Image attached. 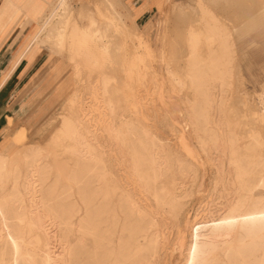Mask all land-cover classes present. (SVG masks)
Masks as SVG:
<instances>
[{
  "label": "bare ground",
  "instance_id": "bare-ground-1",
  "mask_svg": "<svg viewBox=\"0 0 264 264\" xmlns=\"http://www.w3.org/2000/svg\"><path fill=\"white\" fill-rule=\"evenodd\" d=\"M7 7L33 25L23 50L0 77V88L38 48L54 59L64 58L49 82L62 79L69 67L56 90L72 87L48 139L52 148L29 147L22 152V163L10 166L6 154L0 153V264L150 263L167 242L158 212L145 200L166 206L176 218L196 170L166 147L142 117L124 114L120 100L125 83L118 69L126 70L127 41L137 37L134 43L139 45L142 39L139 30L126 23L129 17L136 24L129 6L122 0H99L94 7L87 3L74 10L69 0H0V15ZM211 11L201 9L199 21L191 23L188 14L183 17L185 31L183 36L178 33L187 43L186 79H177L174 69H167L177 91H190L184 96L189 115L185 126L195 136L199 155L212 167L207 196L215 203L204 213L207 219L192 224L185 248L180 242L176 250L182 254L181 264H264V136L259 127L264 126V92L257 93L255 109L247 112L250 116L244 104L237 112L238 106L234 109L229 102L231 79L221 69L229 56L220 50L231 40L227 27L210 16ZM203 29L215 33L218 43L206 61L200 59L198 45L211 37H203ZM132 105L139 106L140 100L134 99ZM236 114L258 125L249 127L244 142L240 133L230 130ZM60 139L66 143L60 144ZM60 146L73 157L65 175L48 161ZM5 171L10 178L2 185ZM169 172L177 174L172 192L163 181ZM61 225L68 233L72 229L91 236L96 249L88 252L80 243L66 245V237L58 254V241L55 244L52 238L56 232L51 231ZM35 230L43 235L40 243L33 239Z\"/></svg>",
  "mask_w": 264,
  "mask_h": 264
},
{
  "label": "rangeland",
  "instance_id": "rangeland-1",
  "mask_svg": "<svg viewBox=\"0 0 264 264\" xmlns=\"http://www.w3.org/2000/svg\"><path fill=\"white\" fill-rule=\"evenodd\" d=\"M98 2L99 0H69L74 10L82 6V4L85 5L87 3L89 6L92 5L94 7ZM186 2L188 3L186 0L183 2L171 0L163 5V10L161 9L159 11L157 9V11L154 10V12L150 13V19L153 23L152 27L145 32V36L142 35L139 45L135 44L138 42L137 37L133 38V42L130 40L127 41L126 70L122 73V71L118 69V75H121L119 79H122L125 83L122 88L123 96L120 100L121 103H125L124 114L138 119L142 117L145 125L166 145V147L171 149L176 155H182L183 158L194 164L196 170V179L194 183L188 184L187 195L182 200L183 205L176 218L166 206L158 207L154 205V201L151 198L145 200V204L148 202L146 206L152 208V210L154 209L156 213L158 212L156 219L159 223L160 230L162 229L161 232L166 236L167 242V247L160 251V256L158 252V255L151 258L148 264H181L183 262L182 254H180L178 249L176 250V247L179 246L178 243L181 242V245L185 248L186 244L189 242V233L192 224L207 219L204 213L209 211V206H211L210 208L212 209L215 208V203H210L207 196L210 189V181L213 177L212 167L202 154L199 155L195 145V136L192 130H186L185 126V122L189 120V115L187 107L185 106L184 96H186L185 94L187 93L190 94V91H177V88L173 86L172 77L167 73V69H174L173 71L177 79H186L184 72L185 66H183V64L185 65L187 56V43L184 37L179 36L185 31L183 27L184 15L176 16L179 5L185 4ZM102 5L99 3L98 7L100 10L104 11ZM190 5H192V3H190ZM164 10L166 13H164V20L162 23L159 22V18L162 17L161 14H163ZM188 11L191 14L194 13L190 9H188ZM230 11L232 10H229V12ZM245 11L246 10L243 8L240 10V5H238L233 9L232 13L237 19H240ZM125 20H128V22H126L128 26H133L136 29L142 30V22L136 21V24H134L129 17H126ZM6 22L9 24L11 20H7ZM30 23V26H32V22L25 21L26 25ZM7 24L0 28V44L4 37L3 33H10L12 31L11 28H8L12 25L7 26ZM14 31L16 33L14 37L17 38L22 33L23 27L20 31L17 29H14ZM178 32L182 33L180 34ZM25 36L21 43L26 42ZM249 39H253L255 43L249 45ZM206 40L209 41L207 42ZM217 44L215 37L211 39H202L198 45L200 59L206 61L207 55L211 51L210 49L214 45L217 47ZM232 48L234 51L233 67L232 69L227 68L228 73L225 72L229 76L227 79H231V90L229 91L231 95L228 97L229 102L234 104V109L238 106V108L235 109L237 112L244 104L246 109L245 113L249 112L251 114L256 107L257 93L264 89V26L251 35L241 36L240 38L237 37ZM161 52L163 56H161ZM46 54L51 57L49 53L46 52ZM60 59L62 62L60 64L58 63L57 66L61 67V64L64 63V58ZM54 72H56V69ZM66 72L70 73L69 67L63 72L64 75L62 79L54 81L55 83L53 82L54 86L51 87V89L53 88L52 91L50 89L51 97L56 98V100L48 99L47 96L49 93H47L45 96L43 95L37 98L36 101L26 106L24 104V99L27 97L26 94L24 98L22 97L23 99L20 98L15 100L12 97H15L16 93L25 91L27 88L21 91L22 86L19 88L16 87L17 84L13 80H10L9 83L7 82V84H4L3 87L0 88V153L6 154L4 159L8 166L16 161L22 163V152L29 147L47 145V147L52 148V146H48L50 143L48 139L63 113L64 103L72 87L70 84L68 86L65 85V87L61 88L59 91L56 90L59 83L67 76ZM38 84V80L36 79L32 86L28 87L27 91L30 92V90L36 88ZM129 87L131 89H129ZM234 89L236 91H234ZM152 93L154 94L152 95ZM136 96L138 97L137 99ZM46 98L48 99L47 101ZM124 98L126 101H124ZM134 99L137 101L140 100L139 106L132 105ZM15 103L17 104L13 107ZM7 106L8 110L4 111ZM131 106L134 108L132 109ZM249 113H247V115ZM236 115L233 117L230 130L234 133L235 130L237 133H240L241 136L239 134V140L244 142L249 127L256 126L258 128V125L251 124L248 118L246 119V117H243L241 114ZM247 120L249 122H247ZM242 121H244V123ZM238 126L242 127L240 128ZM259 127L264 136V126L259 125ZM181 137L185 139V142ZM181 139H183L182 142ZM59 143L63 145L66 141L60 139ZM55 149V152L49 155L48 161L65 175L73 163V157L70 153L65 151L64 147L60 146ZM2 177V185H4L9 181V173L7 171L3 172ZM176 178L177 174L169 172L163 180L171 192L177 182L175 181ZM179 190H182V188L179 187ZM205 202L208 204L206 205ZM162 218L167 219L165 220ZM65 227L66 226L61 225L51 231V234L56 232L54 233L56 237L54 236L52 238H54L55 244L58 241L56 244V246L59 247L58 254H62L63 252L61 250L62 246L65 244L64 240L66 237L68 241L66 245L69 244L71 246L72 244L80 243L84 246L83 250L88 252L96 249V243L92 240L93 238L91 236L79 235L72 229L68 233ZM23 230L25 231L26 228ZM38 232L40 231H33V239L37 243H40L43 235H41V232ZM92 244L94 245L93 247Z\"/></svg>",
  "mask_w": 264,
  "mask_h": 264
},
{
  "label": "crops",
  "instance_id": "crops-1",
  "mask_svg": "<svg viewBox=\"0 0 264 264\" xmlns=\"http://www.w3.org/2000/svg\"><path fill=\"white\" fill-rule=\"evenodd\" d=\"M170 1L171 0H123V2L129 6V11L131 15L133 16L134 19H136L135 22L136 21L142 22L143 24L142 30L140 29L138 30L143 36H145V32L148 29H150L153 24L150 19L151 18L150 13L154 12V10L157 11V9L159 11L161 9L163 10V5ZM183 1L185 0H177V2H183ZM186 1H188V3L186 2L185 4L179 5L178 13L176 16H183L185 14H188L187 16L191 18L190 23L193 22L195 19L199 21L198 19H200L201 17V13H200L201 9L208 7V11L212 10L210 12V16L215 17L217 20H219L223 25L227 27V30H229L227 31V34L230 37L231 45H229V47L225 49L229 53L226 52L225 49L220 50V52L222 53L223 51V53L228 54L229 62L227 63L225 67L223 65L221 67L226 69L225 72H227V68L232 69L233 67L232 64L234 60V51L232 48L234 44L233 42L236 40L237 37L240 38L241 36L244 37L247 35H251L252 33H254L255 31L259 30L261 27L264 26V0H248V1L246 0H201L200 1L201 4L199 6L197 4L198 0L197 1L196 0H186ZM194 2H195V5H194ZM190 3H192V5H190ZM238 5H240V10H242V8L246 10L245 12H243V15L241 16L240 19H237L235 15L232 13L233 9ZM188 9H190L194 13L191 14L188 11ZM229 10H232V11L229 12ZM164 13H166L165 10L163 14H161L162 17L159 18V22H163ZM7 20H11V22L10 23L8 22L9 24H7L6 22ZM5 24H7V26L12 25L11 27H8V28H11L12 31L10 33L9 32L3 33L4 37L0 44V77H2L4 71H6L9 68L10 64L14 61V58L17 56V54L19 55V51L21 52L23 50V47L26 42L21 43V41L25 35H26L25 37L27 41L28 35L30 33L29 31L31 29V26H30L31 23L29 25H26L25 21L22 19L21 14L19 13L16 14L12 7H7L4 11H2L0 15V28L4 27ZM159 24H162V23H159ZM22 27H23L22 33L17 38H15L14 34L16 33L14 29L15 30L17 29L20 31ZM183 27L185 29V25H183ZM229 28H231V30ZM202 35L205 38L209 36L211 38L215 37L216 39L215 33L211 34V32H206L204 29H203ZM248 42H249L248 43L249 45H253L255 43L253 39H249ZM210 50L217 51L218 46L216 47L214 45ZM58 59L49 57L46 54V52L40 48L35 49L30 55V57L26 61L23 60L22 63L18 66L17 70L13 72L12 75L8 77V79L4 83V84H7V82H9L10 80H13L17 84L16 87L19 88L20 86H22L21 91L27 88L25 89V91L21 93L20 92L16 93L15 97L13 96L12 98L17 100L22 97L24 98L26 94L27 97L24 99L25 101L24 104L26 106L27 104H31L33 101H36L37 98H40L43 95L45 96L47 93H49V95L47 96L48 99L56 100V98L51 97V94H50L53 89V88L51 89V87L54 86V83H55L54 81L56 80H53L52 83H49V81L53 77L55 65L58 63L60 64L62 62L60 58ZM227 77L229 76L226 74L225 78L227 79ZM36 79L38 80V83H39L38 86H36V88H32L30 92L27 91L28 87H31ZM263 92H264V89H262L258 93H263ZM12 98H11V101H12ZM47 98H46V101L48 100ZM16 104L17 103H15L13 107H15ZM6 110H8V106L4 109V111Z\"/></svg>",
  "mask_w": 264,
  "mask_h": 264
}]
</instances>
